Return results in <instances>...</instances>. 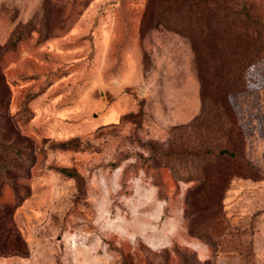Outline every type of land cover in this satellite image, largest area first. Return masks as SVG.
<instances>
[{
  "label": "rangeland",
  "instance_id": "rangeland-1",
  "mask_svg": "<svg viewBox=\"0 0 264 264\" xmlns=\"http://www.w3.org/2000/svg\"><path fill=\"white\" fill-rule=\"evenodd\" d=\"M183 1L40 0L0 44V264H264V0Z\"/></svg>",
  "mask_w": 264,
  "mask_h": 264
},
{
  "label": "trees",
  "instance_id": "trees-1",
  "mask_svg": "<svg viewBox=\"0 0 264 264\" xmlns=\"http://www.w3.org/2000/svg\"><path fill=\"white\" fill-rule=\"evenodd\" d=\"M239 2H241V0H189V6L190 7H201V9L197 10V11H202L205 12L204 14H202V21L203 23H205L206 21V17H208V13L212 12V15H215V18L218 21H221L224 17V13L227 11V9L229 8H235L233 11V16L232 18L234 20L238 19V16L240 14V10L238 9V7L241 5ZM185 3V1L183 0H178V2L176 3L177 5H181L183 6V4ZM188 3V2H187ZM243 5L240 6V8H242ZM31 18H29L30 20ZM28 20V21H29ZM27 21V22H28ZM26 23V22H25ZM20 25V24H19ZM18 26V25H17ZM236 31H234L233 36L240 39H244L245 42H243V48L241 49V45L238 43L236 45H234V49L236 53V56L234 58V67L233 69H237L238 65L241 64L243 61L245 62L246 60H249V62L245 65L244 69L247 68L249 65L255 63L258 58H255L252 60V57H254L255 55H257L259 52H263L264 51V33H261L260 30L257 29H250L247 31L243 32V29H235ZM20 35L18 32H13L12 35L10 36L9 40H8V45L7 46H13L16 42L17 39H19ZM242 50V51H241ZM260 58V57H259ZM201 74V70L198 69V75ZM200 76V75H199ZM201 81V78H200ZM61 147L63 148H75L72 146L71 142H63L60 144ZM6 149V151L4 152H9L11 154H15V155H19V151L17 148L12 147V146H7L4 147ZM218 155H227V156H231V152H227V151H223V150H219L217 152ZM6 165H4L3 163H0V168H5ZM61 172H63L66 175H71L72 173L70 171H68L67 169H61ZM3 196L1 188H0V203L3 202H9L7 200H2L1 197ZM15 205H19V202H17ZM9 209H7L6 211H8ZM8 238L9 237H2L0 239V248L4 249L7 248V242H8Z\"/></svg>",
  "mask_w": 264,
  "mask_h": 264
},
{
  "label": "crops",
  "instance_id": "crops-1",
  "mask_svg": "<svg viewBox=\"0 0 264 264\" xmlns=\"http://www.w3.org/2000/svg\"><path fill=\"white\" fill-rule=\"evenodd\" d=\"M19 3L18 9L12 13L7 12L5 15L0 14V44L8 41L10 33L19 25L27 22L38 9L40 0H16ZM10 0H0V9L10 4ZM8 33L3 35V32Z\"/></svg>",
  "mask_w": 264,
  "mask_h": 264
}]
</instances>
